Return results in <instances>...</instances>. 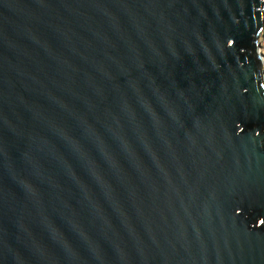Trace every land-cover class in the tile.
I'll return each instance as SVG.
<instances>
[{"label":"water","instance_id":"water-1","mask_svg":"<svg viewBox=\"0 0 264 264\" xmlns=\"http://www.w3.org/2000/svg\"><path fill=\"white\" fill-rule=\"evenodd\" d=\"M263 26L264 0H0V264H264Z\"/></svg>","mask_w":264,"mask_h":264},{"label":"bare ground","instance_id":"bare-ground-1","mask_svg":"<svg viewBox=\"0 0 264 264\" xmlns=\"http://www.w3.org/2000/svg\"><path fill=\"white\" fill-rule=\"evenodd\" d=\"M259 39H260V45H259V47H258V49H259V53H260V58H261V63L263 64L262 65V70H263V72H264V29H263V31H262V34H261V36L259 37ZM264 75V74H263Z\"/></svg>","mask_w":264,"mask_h":264},{"label":"rangeland","instance_id":"rangeland-1","mask_svg":"<svg viewBox=\"0 0 264 264\" xmlns=\"http://www.w3.org/2000/svg\"><path fill=\"white\" fill-rule=\"evenodd\" d=\"M263 29H264V26L262 27V29L259 31V33H258V35H257V45H256V51H257V54H259L260 55V53H259V49H258V47H259V45H260V39H259V37L261 36V34H262V31H263ZM259 59L261 60V58L259 57ZM261 62V61H260ZM260 65H261V68H262V63H260ZM262 73L264 74V72H263V70H262ZM263 77V81H264V75L262 76ZM258 222H260V220H258Z\"/></svg>","mask_w":264,"mask_h":264},{"label":"trees","instance_id":"trees-1","mask_svg":"<svg viewBox=\"0 0 264 264\" xmlns=\"http://www.w3.org/2000/svg\"><path fill=\"white\" fill-rule=\"evenodd\" d=\"M253 44H254L253 48L250 49L249 51H250L251 55H252L255 59L258 60V55H257V53H256V51H255V47H256V45H257V37H255V39H254V43H253Z\"/></svg>","mask_w":264,"mask_h":264}]
</instances>
